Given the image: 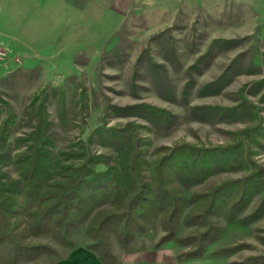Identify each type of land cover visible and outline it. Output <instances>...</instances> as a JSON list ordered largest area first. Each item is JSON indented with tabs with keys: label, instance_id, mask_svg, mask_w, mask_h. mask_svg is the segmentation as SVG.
<instances>
[{
	"label": "rangeland",
	"instance_id": "obj_1",
	"mask_svg": "<svg viewBox=\"0 0 264 264\" xmlns=\"http://www.w3.org/2000/svg\"><path fill=\"white\" fill-rule=\"evenodd\" d=\"M41 101L65 164L89 152L95 173L112 167L128 185L137 143L138 161L159 164L185 200L173 237L159 218L108 232V264H264V0H0V122L12 114L0 174L18 177L2 154L24 150L16 139ZM247 178L246 197L225 208ZM212 193L206 248L187 257ZM109 209L95 204L70 246L30 236L42 253L16 264H56L78 248L97 257L87 228Z\"/></svg>",
	"mask_w": 264,
	"mask_h": 264
},
{
	"label": "trees",
	"instance_id": "obj_2",
	"mask_svg": "<svg viewBox=\"0 0 264 264\" xmlns=\"http://www.w3.org/2000/svg\"><path fill=\"white\" fill-rule=\"evenodd\" d=\"M36 114V123L31 130L23 138L16 139L17 145H23L24 150L14 155L9 152L2 154L18 171V177L0 174V263L16 264L41 255L39 248L44 246L32 245L30 236L49 234L59 243L70 246V231L85 221L95 204L101 203L110 204V209L94 215L87 229L92 240L90 249L103 264H108L107 257L114 259L107 234L121 226L127 234L129 229H140L143 223L159 218L166 234L170 235L168 237L174 236L173 216L185 207V200L162 182L159 164L153 162L146 168L138 161L141 155L139 144H132L126 151L128 164L124 170L129 178L127 185L120 179L118 171L113 178L112 167L105 174L95 173V157L89 152L63 154L69 161L65 164L56 144L51 142L49 121L42 101ZM11 119L12 114L8 112L0 122V144L9 135ZM77 158L82 160L76 163ZM148 171L153 174V184L157 189L146 182ZM247 180L226 195L225 208L237 205L234 199L238 196L241 199L246 197ZM215 194L210 195L209 205L203 211L206 232L197 238H188L191 241L189 245L194 248L187 257H201L204 253V237L213 226L208 217L216 201Z\"/></svg>",
	"mask_w": 264,
	"mask_h": 264
},
{
	"label": "crops",
	"instance_id": "obj_3",
	"mask_svg": "<svg viewBox=\"0 0 264 264\" xmlns=\"http://www.w3.org/2000/svg\"><path fill=\"white\" fill-rule=\"evenodd\" d=\"M56 264H100L97 257L87 249L78 248L71 251Z\"/></svg>",
	"mask_w": 264,
	"mask_h": 264
}]
</instances>
